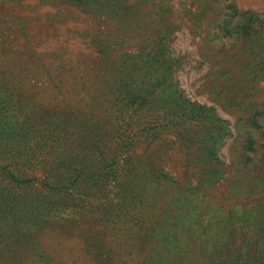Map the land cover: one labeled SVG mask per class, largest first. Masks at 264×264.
Listing matches in <instances>:
<instances>
[{"label":"rangeland","instance_id":"374dc122","mask_svg":"<svg viewBox=\"0 0 264 264\" xmlns=\"http://www.w3.org/2000/svg\"><path fill=\"white\" fill-rule=\"evenodd\" d=\"M0 264H264V0H0Z\"/></svg>","mask_w":264,"mask_h":264}]
</instances>
